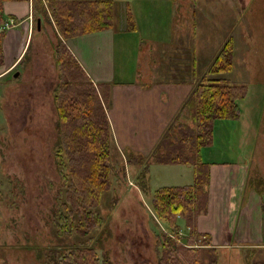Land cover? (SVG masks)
Segmentation results:
<instances>
[{
  "label": "rangeland",
  "instance_id": "374dc122",
  "mask_svg": "<svg viewBox=\"0 0 264 264\" xmlns=\"http://www.w3.org/2000/svg\"><path fill=\"white\" fill-rule=\"evenodd\" d=\"M55 1L59 0H40L26 22L21 61L0 78V264H51L50 260L81 248H91L99 264H157L156 233L165 226L152 212V193L161 187L190 185L192 176L190 171L185 174L184 170H191L187 166L154 164L151 153L140 157L114 149L109 189L95 209L98 227L84 235L57 232L58 200H63L57 154L63 135L56 127L53 98L65 77L56 67L54 51L58 42L65 45L66 41L58 35L49 12V3ZM126 10L132 14L134 31H125L131 26ZM113 11L115 81L136 82L134 74L142 67V57L150 56L148 69L162 70L173 47L179 53L185 38L189 59L195 50L196 67H202L196 81L218 49L232 39V71L220 77L245 84L246 95L238 102L236 120L213 122L211 143L200 149L199 158L211 166H245L239 181L241 195L247 198L251 191L253 204L264 206V6L253 10L246 0H121ZM153 59L157 67L151 66ZM180 59L175 54L167 65L176 78L187 76ZM146 71L137 79L141 85L143 79L152 82L162 77ZM98 93L105 98V91ZM184 115L185 109L178 123L190 125ZM176 225L178 237L184 238V221L177 219ZM257 229L255 233L264 240V208ZM196 239L193 244H201ZM227 243H238L235 233ZM225 254L230 257L226 264H247L245 259L250 261L251 256L246 248L228 249ZM257 254H252L253 259Z\"/></svg>",
  "mask_w": 264,
  "mask_h": 264
},
{
  "label": "trees",
  "instance_id": "16d2710c",
  "mask_svg": "<svg viewBox=\"0 0 264 264\" xmlns=\"http://www.w3.org/2000/svg\"><path fill=\"white\" fill-rule=\"evenodd\" d=\"M3 1L0 0V23ZM119 1L121 0H59L49 3V12L58 35L61 40L66 41L113 29V8ZM33 2L35 7L41 4L40 0ZM125 15L133 29L130 11L126 10ZM1 36L0 33V40ZM232 49L231 39L228 38L214 55L204 75L194 82L193 89L183 104L190 125H169L151 152L154 164L187 166L192 170L190 185L161 187L152 193V212L155 219L165 226V230L156 233L159 236L156 238L157 264H226L230 260L229 255L225 254L227 250L213 248L208 235L196 232L195 220L207 211L211 165L200 161L199 151L211 143L212 124L215 120L233 121L239 117L238 102L246 95L245 84L233 83L220 77L232 70ZM54 56L56 67L60 69L62 77H65L62 86L55 88L53 98L57 115L56 127L63 135L62 141H58L57 154L61 161L63 193L60 192V197L63 200H58L55 226L61 234L84 235L98 227L95 209L101 195L110 185V156L114 147L105 112L108 107L109 84L91 83L66 46L60 42ZM99 90L105 91V98L98 96ZM139 159L141 160L140 157ZM177 219L184 221L187 231L184 238L178 237ZM194 238L199 239L201 244H193ZM247 250L251 255L250 261L249 258L245 259L247 264H264V255L261 254L264 248ZM254 253H258L255 259L252 257ZM50 262L99 264L91 248L71 250Z\"/></svg>",
  "mask_w": 264,
  "mask_h": 264
},
{
  "label": "crops",
  "instance_id": "0c3cea01",
  "mask_svg": "<svg viewBox=\"0 0 264 264\" xmlns=\"http://www.w3.org/2000/svg\"><path fill=\"white\" fill-rule=\"evenodd\" d=\"M246 1H250L253 10L264 6V0ZM35 9L33 0H4L1 3V15L6 21H13L15 27L0 32L2 34L0 78L5 77L21 61L22 50L27 42L26 22L35 14ZM208 9L212 10L210 6ZM4 22H1L0 26ZM131 30L134 31V28L125 31ZM115 31L101 30L74 37L66 40L65 46L91 83L109 84L108 107L105 112L114 149L119 153L146 157L150 155L165 129L175 122L178 123L179 114L184 109L183 104L197 75L202 73V67L200 70L196 67L199 59L195 50L189 59L185 38V44L180 46V48L185 47L184 50L180 51L181 49L178 48L179 53H177L173 47L174 52L160 66L163 67L162 70L148 69L147 61L150 56L142 57L140 60L142 67H138L134 74L136 82L115 81L113 70ZM191 39L193 40V32ZM175 54L183 60V69L187 71V76L183 78H176L170 72L172 69L168 68ZM188 61L189 66L186 65ZM157 65L158 63L156 64L153 59L151 66L157 67ZM146 70H150L152 74L160 73L162 77L152 79V82L143 79L144 84L141 85L137 79L141 78V73L145 76ZM184 118H188L187 115H184ZM244 169L247 171L245 166L239 165L230 167L217 164L209 167L207 211L204 215L197 216L195 230L198 234L208 235L213 248L225 250L264 248V240L258 237L259 232L255 233L261 222L264 206L258 202L253 204L254 194L251 191L247 198L241 195L239 181L242 179L240 176H243V171L245 172ZM189 171L192 176V170H184L185 174ZM232 176H234L233 180ZM231 225L232 230H230ZM232 233H235L238 243L231 245L227 242Z\"/></svg>",
  "mask_w": 264,
  "mask_h": 264
},
{
  "label": "built area",
  "instance_id": "2783aa9c",
  "mask_svg": "<svg viewBox=\"0 0 264 264\" xmlns=\"http://www.w3.org/2000/svg\"><path fill=\"white\" fill-rule=\"evenodd\" d=\"M13 27V21H6L2 24L0 30H6Z\"/></svg>",
  "mask_w": 264,
  "mask_h": 264
},
{
  "label": "water",
  "instance_id": "95a60500",
  "mask_svg": "<svg viewBox=\"0 0 264 264\" xmlns=\"http://www.w3.org/2000/svg\"><path fill=\"white\" fill-rule=\"evenodd\" d=\"M38 25H39V20H36V26H37V29H38ZM16 74L13 75V77H15Z\"/></svg>",
  "mask_w": 264,
  "mask_h": 264
}]
</instances>
